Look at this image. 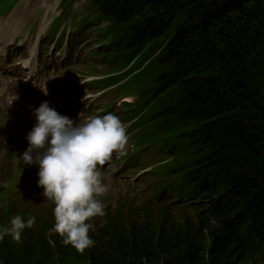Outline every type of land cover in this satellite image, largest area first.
<instances>
[{
	"label": "trees",
	"instance_id": "16d2710c",
	"mask_svg": "<svg viewBox=\"0 0 264 264\" xmlns=\"http://www.w3.org/2000/svg\"><path fill=\"white\" fill-rule=\"evenodd\" d=\"M92 4L119 30L116 71L163 41L152 88L140 90L158 103L154 131L181 133L186 143L188 157L171 170L168 188L184 180L181 191L201 204L182 208L180 220L94 226L95 246L83 255L58 236L52 246L51 211L34 212L22 242H0V264H264V0ZM178 149L173 142L169 154Z\"/></svg>",
	"mask_w": 264,
	"mask_h": 264
},
{
	"label": "rangeland",
	"instance_id": "374dc122",
	"mask_svg": "<svg viewBox=\"0 0 264 264\" xmlns=\"http://www.w3.org/2000/svg\"><path fill=\"white\" fill-rule=\"evenodd\" d=\"M58 1L59 0H30L32 6H36L38 8L41 7V13H44L46 11L53 18L56 16L60 8H57ZM88 1L89 0H82L81 2L73 5L69 13L64 17V20L62 22L57 21L54 27H58L60 24H64L65 31L73 30V28L77 27L80 29L79 34L83 33L81 25L75 24L72 28H68V25L70 19L78 20L79 18L90 14V12L87 10ZM12 3L13 0H0V13L6 12L11 7ZM45 22L46 19H41L39 24L43 25ZM90 27H88L89 32H87V34L78 41V45H80L81 48L78 51H74V44L72 45L73 48L71 50V57H75L76 62H74V64L72 65V73L70 74V85L68 88H70L71 93L75 92V90L79 88L78 83L82 81L84 82V87L86 88V90L90 94H95L97 90L101 89L102 87H106L108 83H105L104 86H101L102 82H92L93 79L116 72V67L114 64L105 59H100L99 57H97L100 53L105 52L103 46H101L100 48H95L96 44H99L100 46L103 43V41L97 42L98 40H102L98 31L100 26L94 25L91 28ZM106 30L108 29L106 28ZM110 33L113 34V39L111 42L112 44L114 39L118 37L119 30H111ZM83 41H87V43L82 46ZM162 45L163 41L148 45L141 54V62L145 63L148 60H152L154 64V57L161 50ZM90 53H92L95 57L94 60H92V57H90L91 59L88 58V54ZM153 64L151 67H153ZM152 75L153 68L147 70L146 75L144 74L143 84H141L140 87L145 91H150L152 88V85L150 84V81H153V79L151 78ZM1 84L2 81L0 79V87ZM111 93H118L119 95L121 94L120 91L117 90L109 92V94ZM131 94L132 93H128V95ZM145 97L146 96H144L143 98ZM131 99L135 100V98ZM137 100V103H140V100ZM152 100L153 98H151L149 101L151 102ZM100 105L105 106L104 103H101ZM124 107L129 108L128 111L131 112V117L136 116L137 119H139L140 116H143L141 121L134 125V130H141L142 134L148 133L150 127L146 126V122L150 118L148 116L149 114H145V111L141 113L138 106L130 107L125 105ZM156 108L157 107H153L152 112ZM106 109L107 112L103 113L102 115L108 113H113L116 115V113L113 111L114 108L111 109L110 107H108ZM90 113V116L92 117L97 116V114L93 110L90 111ZM153 121L154 120L148 121V124L152 123ZM151 132L152 133L147 138H144L142 134H139L132 136L131 140L129 141L130 145L132 143V146L134 147V150H132V152H143V160H129V156H127L125 159V168V164H123V157L126 154L125 148L128 146L127 141L125 147L120 150V152L113 153L114 156L123 158L121 161L114 162L110 159L108 162H106L105 165L101 166L102 179L109 189L105 196L102 197L107 214L104 217L94 218L92 221L94 226H109L117 220L123 223H128L134 221L136 217L144 220L148 216L152 218L157 217L160 220H162L163 218H168L170 221L182 219L179 218L181 216L180 207L169 205L170 200L174 199L172 198V196L166 195L168 196V198H164L159 203V208L156 196L153 197V195H156L157 193V188L161 186V184L159 183L164 178L166 170H172V166L174 168H176L177 166L175 165V163L168 161L166 166L163 165L165 166V168L163 169V166H158L151 171H148V167L150 165V161L151 164L154 165L156 164V161L160 163L161 161L167 159L168 157L163 153H157L155 157L154 153L161 147V144H165L169 149L173 142L174 145L180 148L178 150H175L172 155V157L176 159V163L179 167L188 157L186 143L181 137V133L174 134L167 138H160L159 134L155 132L154 129L151 130ZM130 165L135 166L128 167ZM32 168H34V166H26L22 163L19 164L18 166H16L18 177H16V174H13L10 177V180L12 181L11 188L8 189L7 184L0 186V224L7 225L10 219L15 215H21L25 219H27L29 214L33 215L36 211L53 207L51 202H45V198L42 195L43 189L37 187V184H34L37 182L38 177L37 175H35L34 179H32ZM127 169L130 170L127 171ZM172 177L176 179V173H174L173 171ZM26 183H28V185H26ZM12 189H14V191H12ZM174 209H177V211H175ZM48 232L49 231L46 230L47 235Z\"/></svg>",
	"mask_w": 264,
	"mask_h": 264
},
{
	"label": "clouds",
	"instance_id": "9594fccd",
	"mask_svg": "<svg viewBox=\"0 0 264 264\" xmlns=\"http://www.w3.org/2000/svg\"><path fill=\"white\" fill-rule=\"evenodd\" d=\"M43 92L48 94L46 89ZM31 114L36 123L26 134L28 146L18 159L23 165L38 167L37 187L43 189L45 202L53 205L49 243L55 246L52 237L58 236L64 246L83 255L96 243L90 235L95 231L93 219L107 214L102 197L109 189L102 179L101 166L125 147L129 139L126 125L113 113L74 121L47 101ZM36 219L31 214L27 219L15 215L7 225L0 224V242L6 237L22 242L24 231L33 228Z\"/></svg>",
	"mask_w": 264,
	"mask_h": 264
},
{
	"label": "bare ground",
	"instance_id": "6f19581e",
	"mask_svg": "<svg viewBox=\"0 0 264 264\" xmlns=\"http://www.w3.org/2000/svg\"><path fill=\"white\" fill-rule=\"evenodd\" d=\"M32 1H36V0H32ZM15 12L11 13V16L14 14ZM103 20H105V18H102ZM29 21V20H28ZM77 20H72L71 22H69L68 28H72L75 24H76ZM0 25L2 26H8L7 23H0ZM65 27L64 24H60L58 26V28H62ZM85 32H89V30L85 29ZM20 33L17 32V35H19ZM44 34H42V29L39 30L38 35L36 37V39H42L44 38ZM1 37V35H0ZM8 37V36H6ZM102 41H103V36H101ZM10 40L8 42H5V44L0 43V51L2 53H0L1 55H3V51H6L7 53H12V51L14 49H17V47H9L7 45H9ZM36 44L34 43L33 46L29 47L28 49V55L31 58H36L37 57V48H36ZM3 62L0 64V79L2 81L0 90H6V89H12L17 87L19 84H21L23 82V84L29 83L31 84L33 87H26V90H31L32 92L35 93H40V95H43L44 92L41 89V81L40 78H37L36 76H29L26 79H22L19 80L17 78V73L15 72L14 69H19L20 70V65L19 64H12V62L8 59H3ZM138 66V67H136ZM25 67H28V63H25ZM30 68L33 69V72L38 73L39 70L35 68V65L30 66ZM141 68H142V64L140 63V58L138 59V61L136 62L135 65H130L125 72H127V74L129 75H133V74H139L141 72ZM45 76V75H44ZM46 77V76H45ZM58 79L55 80L56 76H50V79H53L56 83L59 82L60 80V75H57ZM154 79V78H153ZM117 85V87L119 88H124V84L120 83V82H116L115 83ZM39 85V88H38ZM41 87V88H40ZM121 93V92H120ZM120 97V96H119ZM122 97V96H121ZM58 100L60 103V108H59V113L62 115H66L68 117H70L71 119H73L74 121H77L78 118L81 119L80 115L90 111V110H94L95 113L97 115H102L103 113L107 112V109L105 106H101L98 99L95 97V95L93 93L89 94V95H84L83 91L79 90L77 92L74 93V99L72 102H63L62 99H55L52 101V103L54 101ZM84 102H81V101ZM113 100V99H112ZM131 100V99H130ZM126 101H129L126 100ZM131 102H133L131 100ZM105 105H107V103H104ZM23 107H17V109L20 111V109H22ZM13 112V110H12ZM25 113V110L23 108V113ZM24 117L26 120L20 121V122H15L13 119L11 120V126L8 129H3L2 134L4 136V138H6V135L11 136L16 142L17 144L11 148H9V146H7L6 143H0V155L2 154L3 151L7 152V156L9 158H14L15 156H20L22 155L23 152H20L19 149L23 148L26 150L28 143L25 139L26 134L33 128L34 123L30 122L29 119H27L26 115L24 114ZM128 137L130 135V131L127 133ZM130 140V139H129ZM1 142V139H0ZM132 150H134V147L131 145L127 146L125 148V151L128 153L129 156V160L132 159H136L138 161L143 160L142 158V154L143 152L140 151L138 153L132 152ZM112 161L118 162L119 158L118 156H114L112 155L111 158ZM14 164L16 166H18L19 164H21L20 160H16L14 162ZM166 166V165H165ZM165 166L162 167L165 168ZM172 169H174V167H171ZM182 168H185V165H182ZM132 169H136V168H132ZM130 170V169H128ZM127 170V171H128ZM38 172V167L35 166L34 168L31 169V173L32 174H37ZM171 173V174H170ZM166 174H169L168 176ZM160 177V175H159ZM169 178H172V171L167 169L164 175V178L161 180L160 184L161 186H164V184L168 183ZM26 185H28V183H26ZM194 206L200 204V201L198 202H193ZM175 211H177V209H174ZM52 220H54V217L52 216Z\"/></svg>",
	"mask_w": 264,
	"mask_h": 264
}]
</instances>
